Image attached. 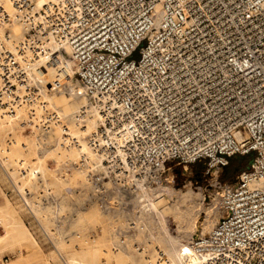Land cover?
I'll use <instances>...</instances> for the list:
<instances>
[{
  "label": "built area",
  "instance_id": "2783aa9c",
  "mask_svg": "<svg viewBox=\"0 0 264 264\" xmlns=\"http://www.w3.org/2000/svg\"><path fill=\"white\" fill-rule=\"evenodd\" d=\"M14 20L26 27L18 42ZM0 30V118L22 107L40 151L76 146L43 92L80 84L82 110L98 114L86 193L108 213L164 181L171 162L209 171L251 154L190 244L200 264H264V0H0ZM0 170L23 203L1 159Z\"/></svg>",
  "mask_w": 264,
  "mask_h": 264
},
{
  "label": "rangeland",
  "instance_id": "374dc122",
  "mask_svg": "<svg viewBox=\"0 0 264 264\" xmlns=\"http://www.w3.org/2000/svg\"><path fill=\"white\" fill-rule=\"evenodd\" d=\"M138 57L137 52L130 56V58L135 60ZM49 105L53 108L56 106L54 102H50ZM8 117L10 118V123L5 128H0V159L2 157L5 159L11 157L13 147L15 150L12 152L23 153L22 158L25 163L21 172L29 173L27 188L29 191H33V198L39 199L43 205L47 206L46 212H48V217L51 218L50 228L54 233V237L56 238L61 234L64 240L61 246V253L75 252L76 250L90 247L93 250L92 259L95 264H157V262L161 261V252L165 244L160 236L164 223L156 209L147 206L148 198L144 190L133 198V204L129 209L121 211L125 212L126 215L124 213L117 217L115 214L108 213L102 209L97 203L88 201L85 191L86 179L75 176L73 173L69 175V182L66 185L67 187L65 186L68 195H62L59 191H46L40 184L30 185L40 181L38 176L42 167L44 169L57 167L50 155L53 149L42 150L46 155L40 164H35L33 150L39 148L40 141L35 133L26 132L20 125L19 120L24 117V110L19 116H15L14 113L6 114L0 120ZM55 133L58 134L57 128ZM5 148L8 152L10 150V152L8 153ZM251 156V154L246 155L241 160L237 158L239 156H233V159L229 160L227 165L221 168L214 166L209 171L206 169L207 160L205 162L189 163L186 164V167L182 164L171 162L164 172L166 180L171 178L170 188L164 193L159 190L151 191L145 189V191L149 190L152 196L162 198L160 203L167 197L171 201L178 200L180 192L183 193L188 190L199 192L202 197L200 200H196L200 205L197 211L198 222H203L206 219L207 210L216 211V214L211 213L210 216L216 220L220 216V211L214 205V199L217 196V192L221 191L220 185L234 183L239 172L247 168ZM15 163L12 165L13 167H15ZM63 163L69 165L71 161L69 158H65ZM216 169L217 172L215 171ZM225 174L227 175L225 176ZM223 176L225 178H221ZM166 180L163 183L167 185ZM4 187H8V181L0 170V195L3 197V203L15 208L17 218L21 219L37 243L35 248H25L23 245L18 246L21 256L13 264H60L59 257L61 255L55 249L56 241L54 242L53 238L51 239L45 234L36 217L37 222L27 214V211H30L17 197H8L4 193ZM158 207L160 208L161 206L159 205ZM93 209L98 211L99 217L89 212V210ZM78 214L85 219V223L80 226H74ZM165 222L169 232L172 235H177V221L170 213H166ZM172 242L174 243L171 245L172 248L178 251L180 246L178 241ZM10 258H12L11 255L6 254L3 260L8 262Z\"/></svg>",
  "mask_w": 264,
  "mask_h": 264
},
{
  "label": "bare ground",
  "instance_id": "6f19581e",
  "mask_svg": "<svg viewBox=\"0 0 264 264\" xmlns=\"http://www.w3.org/2000/svg\"><path fill=\"white\" fill-rule=\"evenodd\" d=\"M7 7L10 9V5L7 4ZM7 27L9 28L10 37L13 42H18L23 38L24 32L26 30V27L23 23L18 20H14L9 23ZM2 31L3 30H0V35H2ZM51 44L52 43H50V45ZM48 75L51 81L57 77L53 69H48ZM43 101L48 103V105L50 102H54V104H56V106L54 107L55 109L53 107L52 108L58 112L63 122L66 125L68 124L67 127L69 128L67 129V134L77 137L79 144L76 146H70L68 148L57 147L53 149V152L51 151L50 155L55 161L57 167L54 169H44L42 167L39 171L40 174L38 176L40 181L37 183L34 182L30 185L40 184L46 191H59L62 195H68V191L66 192L65 186L69 182V175L71 173L82 179H86L88 168L96 169L99 165L98 156L94 153L85 139L86 134L89 133L92 128L98 123V119H96L98 114L92 115L91 113H89V111L82 110V107L86 105V99L82 95L80 84L75 81H69L68 86L62 87L59 91L43 92ZM22 110H24L22 107H18L15 110L14 115L19 116ZM36 114L39 115L40 111L37 110ZM81 121L85 122V127L81 128L79 126L81 124ZM9 123V117L0 120V128H5ZM12 149V151L15 150L14 147ZM35 150H33L35 152V154L33 152L34 163L40 164L46 154L45 152L40 151L39 148L36 151ZM6 151L8 152L7 149ZM12 151L11 153H13L14 155L12 154L13 156L11 155V157L7 159L2 157L1 163L7 168V172L11 178L13 186L22 195V204L34 215V217H36V219H38V223H40V226L43 228L45 234L51 239L53 238L54 242L56 241L55 249H57V252L59 251L61 255L59 257L60 264H95L92 259L93 250L90 247L82 248L78 251L76 250L75 252H60L62 249V242L64 241L63 237L61 236V234L56 238L54 237V233L50 228L51 218L48 217V212H46L47 206L43 205L39 199L33 198V191L31 192L27 188L29 173L25 174L24 172H21L23 164L25 163L22 158L23 153L21 154L17 151L16 153H14ZM65 158L70 159L71 163L69 165L63 163ZM79 160H83V163L78 164L77 166L73 165ZM14 162H16L15 167L12 166L14 165ZM213 162L214 161H212V163ZM10 163L12 164L10 165ZM34 173L31 174L35 175ZM164 181H162L160 184H155L152 187H146V189H149L151 191L159 190L163 191L164 193L171 186V178L170 180H166L167 185L163 183ZM149 190L145 191L144 189L146 197L148 198L147 206L156 209L157 213H159V216L162 219V222L164 223L162 234L160 237L165 244V247L161 252V261L159 263L157 262V264H200V257L199 255H197L196 251L193 249L190 243L196 235H205L206 232L208 233L211 230L218 218L215 220L214 217L210 216L211 213H215L216 211L207 210L206 219L203 222L199 223L197 218V211L198 206L200 205L196 202V200L201 199V193L194 192L193 190H188L183 193L180 192V196L176 201L168 200L167 197L164 198L162 203H160L162 198L152 196ZM85 191H87L86 188ZM139 193H137L135 196H138ZM87 200L95 202L89 198L88 194ZM157 205H160L161 207L159 208ZM89 212L96 215V217H99V213L97 210L93 209L89 210ZM124 213L125 212H121L120 214ZM166 213H170L177 221V235H172L169 232L168 226L165 222ZM84 221L85 219H83L81 215L78 214L74 226H80L82 225V223H85ZM0 227L2 228V230L0 231V264H13L14 262H16L21 256V253L18 250V246L20 245H23L25 248H35L37 246L35 238L32 236L28 228L22 223L21 219L17 218L15 214V208L10 206L9 204L0 203ZM175 240L176 242L178 241L180 245L178 251H175L176 249L174 250L171 246L173 243L172 241ZM3 249H6V252L14 253V258H10V261L5 262L3 260Z\"/></svg>",
  "mask_w": 264,
  "mask_h": 264
},
{
  "label": "crops",
  "instance_id": "0c3cea01",
  "mask_svg": "<svg viewBox=\"0 0 264 264\" xmlns=\"http://www.w3.org/2000/svg\"><path fill=\"white\" fill-rule=\"evenodd\" d=\"M4 200H3V197L0 195V203H3ZM25 219V218H24ZM26 220V219H25ZM2 230V228L0 227V231ZM24 249V248H23ZM6 251V249H3V252ZM3 257H5V255H11L12 258H14L15 254L14 253H10V252H4L3 253Z\"/></svg>",
  "mask_w": 264,
  "mask_h": 264
},
{
  "label": "trees",
  "instance_id": "16d2710c",
  "mask_svg": "<svg viewBox=\"0 0 264 264\" xmlns=\"http://www.w3.org/2000/svg\"><path fill=\"white\" fill-rule=\"evenodd\" d=\"M236 156V155H235ZM237 156H239V157H237L239 160H241L242 158H244V156H246V155H237ZM236 158V157H235ZM233 159V157H230L229 158V160H232ZM227 173V172H226ZM227 174H225V176H226ZM225 176H223V177H221V178H225Z\"/></svg>",
  "mask_w": 264,
  "mask_h": 264
}]
</instances>
